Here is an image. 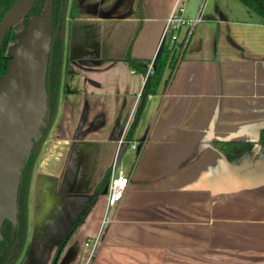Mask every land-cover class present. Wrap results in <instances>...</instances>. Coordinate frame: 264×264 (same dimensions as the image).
Here are the masks:
<instances>
[{
  "label": "crops",
  "instance_id": "1",
  "mask_svg": "<svg viewBox=\"0 0 264 264\" xmlns=\"http://www.w3.org/2000/svg\"><path fill=\"white\" fill-rule=\"evenodd\" d=\"M139 6L141 18H65L52 123L29 171L21 264L49 263L113 161L114 173L129 175L113 219L103 223L101 186L57 264H85L93 254L87 264H264V181L250 185L235 172L263 157L244 153L236 163L221 150L225 141L256 140L264 127V21L242 0ZM179 10L194 23L178 29L177 62L119 156L145 80L120 59L131 41V56L148 65Z\"/></svg>",
  "mask_w": 264,
  "mask_h": 264
},
{
  "label": "water",
  "instance_id": "2",
  "mask_svg": "<svg viewBox=\"0 0 264 264\" xmlns=\"http://www.w3.org/2000/svg\"><path fill=\"white\" fill-rule=\"evenodd\" d=\"M35 2L15 0L0 20V48L9 31L16 34L11 41L12 52H8L10 44L6 48L10 60L6 73L0 78V228L5 219L11 221L13 228L16 225L17 191L23 169L32 149H39L48 134L55 110L54 105L50 121L49 79L53 50L65 19L60 17L53 29L49 4L43 16L34 17L24 28V18ZM123 140L119 156L128 145V140ZM262 157V160L253 158L237 166L235 172L245 173L250 185L263 182L264 155Z\"/></svg>",
  "mask_w": 264,
  "mask_h": 264
},
{
  "label": "trees",
  "instance_id": "3",
  "mask_svg": "<svg viewBox=\"0 0 264 264\" xmlns=\"http://www.w3.org/2000/svg\"><path fill=\"white\" fill-rule=\"evenodd\" d=\"M15 0H0V20L3 14L9 9V7L14 3ZM46 0H36L33 9L30 13V16L38 15L43 7V4ZM106 4L112 2V0H104ZM131 6H128V9L125 13L121 14L123 16H133L141 18V11L139 6L140 0H131ZM245 6L259 16L264 21V0H242ZM51 7L56 9L59 6V0H50ZM80 1H75L73 5V10H71L70 18H75L77 16H84L88 15L80 8ZM129 1L125 0V5H128ZM27 18L24 19L25 25L27 27L28 21ZM141 23V22H140ZM25 27V28H26ZM141 26L139 25L136 29V33L139 31ZM175 31L168 29V31L164 34L162 42L159 46V49L153 59L152 70L151 72H147V61L137 60L133 58L130 54V47L132 42L130 41L127 51L123 58L120 60L125 62L129 68L133 71L138 72L145 76V80L139 94L138 106L136 111L133 115V118L128 126V130L126 132L125 138L128 141L133 140V134L139 122V118L145 106L147 97L151 94L156 93L164 73L167 69H172L177 62L178 56L180 54L181 48L183 46V41H177L172 39V35ZM176 33H178L176 31ZM134 36L132 39H134ZM16 38V34L13 32H9L0 49V78L6 73L8 69V63L10 57L8 55H4V51L7 47V42ZM116 61L117 59H112ZM62 62V41L60 39H56L54 44L53 50V64H52V74L50 76V110L51 113L54 110L55 99L57 95V91L59 88L60 82V67ZM221 150L223 151L224 155L229 161L238 162L240 159V154H247L253 155L256 151L264 152V128H262L259 132V136L256 140H231L225 141L221 143ZM33 152L30 153L28 162L23 170L21 179L19 184L23 185V189L19 190L20 185L18 186V196L17 199V213H16V225L13 228L11 221L5 219L0 228V264H3L11 252L13 248V237L19 233L22 235L24 232V228L26 226L25 220V189L24 185L28 181V173H29V165L31 159L33 158ZM109 175H107L106 181H101L98 186L96 187L95 191L88 197L86 203L84 204L83 208L79 212L78 216L76 217L75 221L66 232L64 237L56 244V248L52 257L51 264H56L59 255L61 254L64 246L66 245L70 236L76 230L78 224L81 222L83 216L87 212L88 208L90 207L91 203L93 202L94 198L100 193V188L102 185H107Z\"/></svg>",
  "mask_w": 264,
  "mask_h": 264
},
{
  "label": "flooded vegetation",
  "instance_id": "4",
  "mask_svg": "<svg viewBox=\"0 0 264 264\" xmlns=\"http://www.w3.org/2000/svg\"><path fill=\"white\" fill-rule=\"evenodd\" d=\"M75 1H77V0H59V6H58V8L55 9L53 7V10H52L50 0H46L44 2V4H43V7H42L40 13L38 15L28 17L30 15L31 11H32L31 10L30 13L25 18L28 17L27 21L29 23V20L32 17H36V16H39V15H42L43 16V14L45 12V9L47 7H49V4H50V8H51V10H50L51 11L50 12V16H51V19H52V22H53V29H55L57 23L59 22L60 17H61V20L62 19L64 20L65 18L71 19L70 18V13H71V10H73V7H74L73 5L75 4ZM78 1H80L79 4L81 6L80 9L82 11H84L87 14H91L92 11H96V13L93 12L96 15H108V14L109 15H111V14L112 15H119V14H123V13H125L127 11L128 6H131V2H132L131 0H128L129 1L128 5H125V0H112V2H110L108 4H106V1H104V0H78ZM24 24H25V22H24ZM62 26H64V23L62 24ZM25 27H26V25L24 26V28ZM9 32H12V31H9ZM57 38L60 39L63 42V40H62L63 39V36H62V33L60 32V30L57 33L56 39ZM11 41L12 40L8 41L7 42V45ZM4 55H7L6 54V49L4 51ZM51 74H52V69H51ZM51 74H50V76H51ZM49 85H50V79H49ZM50 113H51V110H50ZM51 117H52V113L50 114V121H51ZM42 137H43V135L41 136V138ZM38 143H39V141L37 142V144ZM37 150L38 149H36V148H33L32 149V151H34L33 152V158L35 157V154H36ZM263 155H264V152H262V151H256L253 155H249V156H251V157H259V156H263ZM33 158L31 159V162H30V165H29V171H30V167H31ZM106 179H107V175H105L102 178L101 181H103V180L106 181ZM28 183H29V177H28L27 183H25V185H24V189L26 191L25 192V210H24L25 220H26V210H27ZM105 185H102V187L105 186ZM106 187H107V185H106ZM20 189H23V185L22 184L19 187V190ZM94 191H95V189H94ZM18 198H19V196H18V191H17V199ZM26 227H27V220H26V226L24 228L23 234L22 235H19V233H17V235H15V237H13V248L11 249L10 254L8 255V257L6 258V260H5V262L3 264H21V262L23 260V257L25 256V253L27 251V247H28V244L26 242ZM55 248H56V246H55ZM54 251H55V249H54ZM53 254H54V252H53ZM52 257H53V255H52ZM52 257H51V259H52ZM51 259H50V261H49L48 264H51V261H52Z\"/></svg>",
  "mask_w": 264,
  "mask_h": 264
},
{
  "label": "built area",
  "instance_id": "5",
  "mask_svg": "<svg viewBox=\"0 0 264 264\" xmlns=\"http://www.w3.org/2000/svg\"><path fill=\"white\" fill-rule=\"evenodd\" d=\"M192 23L194 22L185 20L181 16L180 10L178 12L175 11L169 16L166 22L163 36L168 31V29H171L175 31V33L172 35V39L177 40L178 36H177L176 31H178V29L181 26L189 27L191 26ZM152 64H153V60H151L147 65V72L149 73L152 70ZM129 146L134 148L135 147L134 142H129ZM115 158H116V155L114 159ZM128 183H129L128 174L124 173L122 170H119L117 173H114V161H113V165L111 168V174L109 177V181L107 184V190H106V209H105V213L103 217L104 224L110 222L113 219V210L115 206L117 205V203L121 200L124 194V191L127 188Z\"/></svg>",
  "mask_w": 264,
  "mask_h": 264
},
{
  "label": "rangeland",
  "instance_id": "6",
  "mask_svg": "<svg viewBox=\"0 0 264 264\" xmlns=\"http://www.w3.org/2000/svg\"><path fill=\"white\" fill-rule=\"evenodd\" d=\"M96 13V11H92V13L91 14H88V15H94V13ZM87 14V13H86ZM34 17H32L31 19H33ZM30 19V20H31ZM29 20V22H31ZM9 44H10V46H9ZM8 46H9V51L8 52H12L11 51V42L10 43H8V45H7V48H8ZM6 53H7V49H6ZM131 152H132V150L129 148V149H127L126 150V152H125V154L123 155V157H122V162L120 161L119 163H120V165H123V166H125L126 164H127V161H128V159H129V156L131 155ZM122 163V164H121ZM119 165V164H118ZM119 167V166H118ZM108 184V183H107ZM90 244V246H92V251L94 252V251H96V248H97V244H96V242H90V241H87V244ZM94 255V254H93ZM93 255H92V257H89V259L85 262V264H87L89 261L91 262V259L93 258Z\"/></svg>",
  "mask_w": 264,
  "mask_h": 264
}]
</instances>
